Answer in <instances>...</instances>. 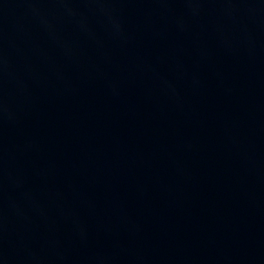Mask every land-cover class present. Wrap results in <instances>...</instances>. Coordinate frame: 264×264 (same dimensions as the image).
Here are the masks:
<instances>
[{"label": "water", "instance_id": "95a60500", "mask_svg": "<svg viewBox=\"0 0 264 264\" xmlns=\"http://www.w3.org/2000/svg\"><path fill=\"white\" fill-rule=\"evenodd\" d=\"M0 264H264V0H0Z\"/></svg>", "mask_w": 264, "mask_h": 264}]
</instances>
